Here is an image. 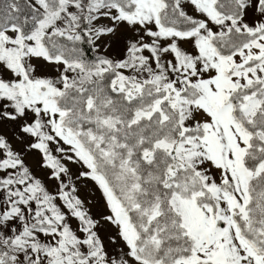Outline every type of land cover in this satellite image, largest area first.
Masks as SVG:
<instances>
[{
  "label": "snow or ice",
  "instance_id": "obj_1",
  "mask_svg": "<svg viewBox=\"0 0 264 264\" xmlns=\"http://www.w3.org/2000/svg\"><path fill=\"white\" fill-rule=\"evenodd\" d=\"M0 264H264V0H0Z\"/></svg>",
  "mask_w": 264,
  "mask_h": 264
}]
</instances>
